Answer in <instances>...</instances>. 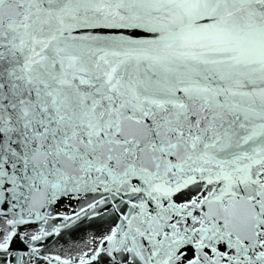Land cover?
Returning <instances> with one entry per match:
<instances>
[{"label": "snow or ice", "instance_id": "obj_1", "mask_svg": "<svg viewBox=\"0 0 264 264\" xmlns=\"http://www.w3.org/2000/svg\"><path fill=\"white\" fill-rule=\"evenodd\" d=\"M0 264H264V0H0Z\"/></svg>", "mask_w": 264, "mask_h": 264}, {"label": "water", "instance_id": "obj_2", "mask_svg": "<svg viewBox=\"0 0 264 264\" xmlns=\"http://www.w3.org/2000/svg\"><path fill=\"white\" fill-rule=\"evenodd\" d=\"M88 195L99 199L102 193H90ZM87 202H90V200ZM82 206H86L85 199H74L71 202L65 199L59 204L57 211L71 215L74 211H79ZM125 211H127V209H125ZM89 217H91V212H89ZM55 223H59V221H56ZM115 223H120V221L116 220ZM77 224L80 225L79 230L74 231L71 234H69V230H65L59 238V243H55L57 239L56 237L50 238L46 241L54 253L58 254L61 247L67 248L72 243H82L83 241L88 240L92 235L99 237L107 228L114 226L107 216L104 217L103 222L100 219L81 218V221H78Z\"/></svg>", "mask_w": 264, "mask_h": 264}]
</instances>
